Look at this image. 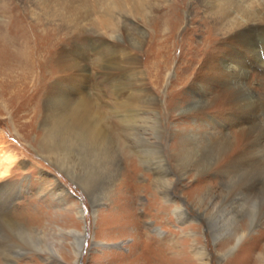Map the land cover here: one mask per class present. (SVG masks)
<instances>
[{"label": "rangeland", "instance_id": "1", "mask_svg": "<svg viewBox=\"0 0 264 264\" xmlns=\"http://www.w3.org/2000/svg\"><path fill=\"white\" fill-rule=\"evenodd\" d=\"M244 2L232 26L211 0L134 15L104 0H0V136L17 156L0 178V264H264V174L242 163L264 160V0ZM83 131L111 150L95 174L70 148ZM238 140L252 147L227 164L254 174L247 191L242 172L208 169ZM178 153L194 159L182 177Z\"/></svg>", "mask_w": 264, "mask_h": 264}, {"label": "bare ground", "instance_id": "2", "mask_svg": "<svg viewBox=\"0 0 264 264\" xmlns=\"http://www.w3.org/2000/svg\"><path fill=\"white\" fill-rule=\"evenodd\" d=\"M157 1H159V0H104V2L106 3V11L107 12H112V10L114 9V7H113V3H114L116 5V7L121 9L124 13H132L133 15L135 13H138V12H146L147 10H150V11L153 10L155 8V4ZM211 1L215 2V12H216L217 16H222L223 18H225V22L228 24H231L232 26H233V23H235L236 21H239V20L242 21V20L246 19L245 17L248 16V15L246 16V14H250L249 10L246 9V5H245L244 0H211ZM238 4H239V7H242V8L237 7ZM249 5L250 4L248 3V6ZM243 13H246V14L244 15ZM72 16L73 15L69 11H67L65 14V17H72ZM243 16H244V19L242 18ZM197 89H198L197 93H199L200 98L197 100L196 105H197V103L199 105H203V103L205 101L204 90H202V87L199 85H197ZM74 111L77 112L76 110L73 109V112ZM75 114H77V113H75ZM87 117H88V113H86L84 115H80V113H79L78 116L74 115V120H75V122L80 123V122L85 121ZM127 117H125V118L128 119ZM63 127L64 126H61V127L58 126L57 135L60 138V141H62L61 138L63 137V135H62ZM244 132H245V130H242V133H244ZM88 135H91V134H89L87 131H83V134L81 136H79L73 140V143H72L73 146L70 148L72 150L73 147L76 145H79L81 147L83 159H85L89 162L88 168L90 170L87 172H89L91 174H95L96 172H98V170L100 168H103L104 165H106L108 163L111 150H109V154H105L104 150H105V147L108 146L107 142H105V144H103L101 138L94 139V138L88 137ZM91 136L95 137L94 135H91ZM255 143H257L259 146H261V148L264 151V131L260 132L258 139L255 141ZM61 144H62V142H61ZM251 147H252L251 142H247V141H243V140L236 141L233 146L232 145L230 146L228 151L226 153H224L223 156L217 157L213 160L211 159L210 161L211 162L213 161L215 164H211V166L208 169L213 168L215 170H220V167H222L223 165H226L227 168L223 169L224 172H226V173H228V171H229L228 166L232 168V172H235V173H238V172L241 173L242 172V176H240L241 178L237 179L235 181V188H237V189L241 188L242 190L246 189V191H247L248 189L252 188V186H253L254 174H251V177L248 176L247 175L248 169L245 168L242 164H239V163L238 164H227V163L230 160V158L232 157V153H234L236 155L237 154H243V153L245 154L249 151V149H251ZM222 148L224 150H226L227 144L225 143L222 146ZM72 151H74V150H72ZM150 152L151 153H149L148 155L146 152H144L145 159L147 161H149V163H151V165L156 164V166L154 167V170L157 174H164V176H168L166 163H164V157L160 154L161 151H158V152H160V153H158L157 151H151L150 150ZM153 153H155L156 155L152 156L151 154H153ZM248 155L249 154H246L247 158L244 161H242V160H240V161H242V163L244 165H248V164L250 165L249 171L255 172L258 175L264 174V160H262L261 164L259 165V160L263 157V155L258 154V153H254V152L251 153V155H249V156ZM175 157L178 159V165L177 166H179V169L181 170V169L186 168L181 173V177H182L185 175L186 170L188 169L187 168L188 165H190L191 163L194 162L193 156L186 155V156L182 157L178 153ZM16 159H17L16 154L6 147L4 139H2V137L0 136V178L1 177L3 178L6 175V173L8 174L9 166ZM58 161L62 162L63 160L59 159ZM160 162H163L164 165ZM208 163H209L208 160H204V161L201 160V165L204 168H207L210 165ZM95 176H97V175H95ZM93 177L94 176L92 175L89 179H82L80 181V183H82L86 188H88L91 185ZM5 184H7V183H5ZM102 184L103 183H101V185ZM169 184H171V182H169ZM170 187L171 186H168V188L166 187L163 189V191H162L163 197L166 199V201L175 202L176 203V205H175L176 206V213L179 215L180 219H186L187 220L188 215H186L185 208L183 207V205H180L178 203L179 201L173 200L174 197L171 196V192L169 191ZM110 188H112V186H110ZM246 191H245V195H247ZM166 204H165V206H166ZM79 212L81 214H84V211L82 208L79 210ZM75 231H73V232H75ZM219 231L222 232V229L220 228ZM75 236L77 237L75 244H74L75 254L80 255V253L84 247L85 235L83 232H80L78 235H75ZM239 238H242V235H240ZM99 243H100V241L97 242V244H99ZM198 251H200V250H198ZM200 253H202V251H200ZM78 255H76L77 258H78Z\"/></svg>", "mask_w": 264, "mask_h": 264}, {"label": "water", "instance_id": "3", "mask_svg": "<svg viewBox=\"0 0 264 264\" xmlns=\"http://www.w3.org/2000/svg\"><path fill=\"white\" fill-rule=\"evenodd\" d=\"M81 263V260H80V262H79V264Z\"/></svg>", "mask_w": 264, "mask_h": 264}]
</instances>
